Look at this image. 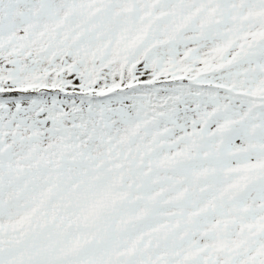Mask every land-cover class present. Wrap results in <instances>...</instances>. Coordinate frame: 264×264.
Here are the masks:
<instances>
[{
	"label": "snow or ice",
	"instance_id": "snow-or-ice-1",
	"mask_svg": "<svg viewBox=\"0 0 264 264\" xmlns=\"http://www.w3.org/2000/svg\"><path fill=\"white\" fill-rule=\"evenodd\" d=\"M0 264H264V0H0Z\"/></svg>",
	"mask_w": 264,
	"mask_h": 264
}]
</instances>
